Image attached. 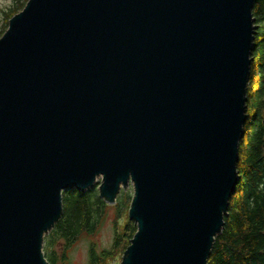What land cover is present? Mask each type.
<instances>
[{
  "label": "water",
  "instance_id": "obj_1",
  "mask_svg": "<svg viewBox=\"0 0 264 264\" xmlns=\"http://www.w3.org/2000/svg\"><path fill=\"white\" fill-rule=\"evenodd\" d=\"M256 0H28L0 37V264H50L63 192L131 182L121 264H208L240 181Z\"/></svg>",
  "mask_w": 264,
  "mask_h": 264
},
{
  "label": "trees",
  "instance_id": "obj_2",
  "mask_svg": "<svg viewBox=\"0 0 264 264\" xmlns=\"http://www.w3.org/2000/svg\"><path fill=\"white\" fill-rule=\"evenodd\" d=\"M28 0H14L13 6H9L4 11L6 23L2 29L8 27V20L20 9H23ZM253 15L256 22V38L254 45L258 48L259 60L258 69L252 67L249 103L254 105H263L264 99L256 98L255 91L264 90V0H256ZM0 34V35H1ZM261 67V68H260ZM260 68V74H258ZM248 140L246 144L240 147V160L238 163V172L240 181L235 193L230 199L228 212L225 215V223L222 232L216 237L214 246L208 259V264H264V126H249ZM75 190L63 192V215L55 227L49 232L46 238V244L52 243L56 236L65 238L71 242L76 235L82 231L92 232L97 223L94 218V212L103 213L101 203H92L88 208L86 200H77L79 198L74 194ZM74 194V195H73ZM70 197L72 198L69 202ZM97 204V206H95ZM103 207V206H102ZM67 216L66 221H62ZM137 226L131 221L124 232L116 238L115 247L122 245V252L130 244ZM49 245L46 247L48 249ZM105 251L101 255L92 250L89 264H97L108 256ZM121 252V253H122ZM105 257V258H104ZM62 256L61 261H65ZM47 259L50 264H57L59 259L52 253L47 252Z\"/></svg>",
  "mask_w": 264,
  "mask_h": 264
},
{
  "label": "rangeland",
  "instance_id": "obj_3",
  "mask_svg": "<svg viewBox=\"0 0 264 264\" xmlns=\"http://www.w3.org/2000/svg\"><path fill=\"white\" fill-rule=\"evenodd\" d=\"M13 3L14 0H0V34L6 23L4 11L7 10L9 6L17 4ZM97 179L98 180L94 186L84 192L76 189L68 190H75L73 193L79 197L75 198L80 201L86 200L85 203L88 204V208L92 203L102 204L103 207L101 206V209H103V213L101 215V212L93 213L96 223L98 222L95 230L92 232L82 231L78 233L76 238L71 242L65 238L56 236L54 240L52 239V243L48 244L49 247L47 249L46 247L48 245L46 244V238L49 234L48 232L45 235L43 245V251L46 258L47 252H49L59 259L57 264H89L92 250L99 255L105 251H111L108 252L109 254L106 258L104 257L105 259H102L97 264H121L123 244L115 247V241L116 238L124 232V229H126L130 221L133 225H136L135 221L129 218V209L134 196V186L130 182L126 188L121 187L114 203H109L100 196L99 187L102 181V176H99ZM64 192L66 193V191ZM71 199L72 198L70 197L69 202ZM95 206H97V204H95ZM66 220L67 216H64L62 221ZM62 256H65V259L67 260L61 261Z\"/></svg>",
  "mask_w": 264,
  "mask_h": 264
},
{
  "label": "flooded vegetation",
  "instance_id": "obj_4",
  "mask_svg": "<svg viewBox=\"0 0 264 264\" xmlns=\"http://www.w3.org/2000/svg\"><path fill=\"white\" fill-rule=\"evenodd\" d=\"M264 52V48H262V54ZM259 52H258V48L255 46L254 50H253V53H252V66H251V72H252V67L253 68H256L258 69V64L261 62H259V60L261 59L259 57ZM262 60V59H261ZM260 65V64H259ZM261 68V67H260ZM260 68H259V71H258V74H260ZM251 78V76H250ZM249 87H250V82H249V86H248V93H249ZM257 94V99L259 100L260 98V101L261 99H264V90L262 89H258L255 91V95ZM247 97H248V94H247ZM249 97H248V100H247V114H248V117H247V120H246V123H245V135L243 137V139L241 140L240 142V147L243 146V144H246L247 143V140H248V134H249V127L247 129V122H248V125L251 127V126H260V125H263L264 126V104L260 106L259 105H256V103H259V102H256L254 103V105H250L248 104L249 102Z\"/></svg>",
  "mask_w": 264,
  "mask_h": 264
}]
</instances>
